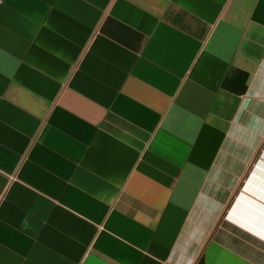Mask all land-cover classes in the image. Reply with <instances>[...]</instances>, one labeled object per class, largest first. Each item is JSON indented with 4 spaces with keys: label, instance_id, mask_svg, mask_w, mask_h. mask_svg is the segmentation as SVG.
I'll list each match as a JSON object with an SVG mask.
<instances>
[{
    "label": "crops",
    "instance_id": "crops-1",
    "mask_svg": "<svg viewBox=\"0 0 264 264\" xmlns=\"http://www.w3.org/2000/svg\"><path fill=\"white\" fill-rule=\"evenodd\" d=\"M264 0H0V264H264Z\"/></svg>",
    "mask_w": 264,
    "mask_h": 264
},
{
    "label": "rangeland",
    "instance_id": "rangeland-1",
    "mask_svg": "<svg viewBox=\"0 0 264 264\" xmlns=\"http://www.w3.org/2000/svg\"><path fill=\"white\" fill-rule=\"evenodd\" d=\"M264 149V146L262 147V150Z\"/></svg>",
    "mask_w": 264,
    "mask_h": 264
}]
</instances>
